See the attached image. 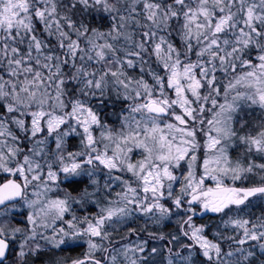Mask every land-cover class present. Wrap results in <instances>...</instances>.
Returning a JSON list of instances; mask_svg holds the SVG:
<instances>
[{"label": "snow or ice", "instance_id": "1", "mask_svg": "<svg viewBox=\"0 0 264 264\" xmlns=\"http://www.w3.org/2000/svg\"><path fill=\"white\" fill-rule=\"evenodd\" d=\"M0 174V264H264V0H0Z\"/></svg>", "mask_w": 264, "mask_h": 264}, {"label": "rangeland", "instance_id": "2", "mask_svg": "<svg viewBox=\"0 0 264 264\" xmlns=\"http://www.w3.org/2000/svg\"><path fill=\"white\" fill-rule=\"evenodd\" d=\"M73 145H75V144H78V142L77 141H72L71 142ZM54 147V146H53ZM72 150H78V149H72ZM19 210H23V209H19ZM74 210H76V212H77V215H83V214H85L84 212H82L81 210H79V209H74ZM89 212H95L96 211V208L95 207H90V208H88L87 209ZM253 211V210H252ZM256 214H259V212H260V209L258 210V211H254ZM66 219L68 218L67 216L65 217ZM175 218V217H174ZM213 222H215V223H217V224H219V222H220V218H216ZM58 224H59V222H57ZM138 223H141V224H143L144 223V221H138ZM176 227H177V225L175 226L174 225V222L172 221L171 223H166L164 226H162V228L160 229L161 231H163L165 234H167L168 232H173V233H175L176 231H174V230H176ZM149 231H153V232H156L157 231V228L156 227H150L149 228ZM223 231H224V234L225 235H228V236H231V235H233V232L231 231V229H223ZM226 233H228V234H226ZM157 264H166V255H163L162 257H157Z\"/></svg>", "mask_w": 264, "mask_h": 264}, {"label": "trees", "instance_id": "3", "mask_svg": "<svg viewBox=\"0 0 264 264\" xmlns=\"http://www.w3.org/2000/svg\"><path fill=\"white\" fill-rule=\"evenodd\" d=\"M1 181H3V174H0V182ZM211 182V181H210ZM24 210V209H23ZM23 210H21V211H23ZM259 209H257L256 211H258ZM253 211H254V209H253ZM25 217H23V216H18L17 217V219L18 220H23ZM173 222H174V225L176 226V224H175V218H173ZM226 234H228V233H226ZM225 235V234H224ZM226 236H228V235H226ZM83 251V249H80V250H77V251H68V252H65V253H63L62 255L63 256H66V257H71V258H75V257H77V256H79L80 254H81V252ZM37 264H41V262L40 261H37Z\"/></svg>", "mask_w": 264, "mask_h": 264}, {"label": "flooded vegetation", "instance_id": "4", "mask_svg": "<svg viewBox=\"0 0 264 264\" xmlns=\"http://www.w3.org/2000/svg\"><path fill=\"white\" fill-rule=\"evenodd\" d=\"M206 183H208V184H212L213 182H210V181H207ZM257 209H254V211H256ZM216 218H219L218 216H213L212 217V220L214 221ZM205 220H207L208 219V217H205L204 218ZM198 222H202V221H198ZM177 228V227H176ZM174 231H176V230H174ZM184 242L185 243H187V240H184ZM153 244L155 245V246H158V247H164L165 245H164V242H153ZM175 250V249H174ZM163 255H166L167 256V253L165 252Z\"/></svg>", "mask_w": 264, "mask_h": 264}, {"label": "water", "instance_id": "5", "mask_svg": "<svg viewBox=\"0 0 264 264\" xmlns=\"http://www.w3.org/2000/svg\"><path fill=\"white\" fill-rule=\"evenodd\" d=\"M1 182H3V181H1Z\"/></svg>", "mask_w": 264, "mask_h": 264}]
</instances>
